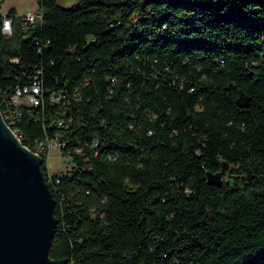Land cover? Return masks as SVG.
I'll return each mask as SVG.
<instances>
[{
    "label": "trees",
    "instance_id": "16d2710c",
    "mask_svg": "<svg viewBox=\"0 0 264 264\" xmlns=\"http://www.w3.org/2000/svg\"><path fill=\"white\" fill-rule=\"evenodd\" d=\"M61 1L36 0L27 25L8 9L0 30V99L34 74L63 92L19 106L16 122L22 144L57 135L70 155L65 170L41 165L56 218L48 255L264 264V6ZM220 159L226 176L207 183Z\"/></svg>",
    "mask_w": 264,
    "mask_h": 264
},
{
    "label": "water",
    "instance_id": "95a60500",
    "mask_svg": "<svg viewBox=\"0 0 264 264\" xmlns=\"http://www.w3.org/2000/svg\"><path fill=\"white\" fill-rule=\"evenodd\" d=\"M241 1L264 6V0ZM237 101L247 104L248 97L239 93ZM41 163L17 141L0 115V264L65 263V258L48 255L56 218ZM228 170L227 161L220 159L217 170L205 171V181L220 184Z\"/></svg>",
    "mask_w": 264,
    "mask_h": 264
},
{
    "label": "built area",
    "instance_id": "2783aa9c",
    "mask_svg": "<svg viewBox=\"0 0 264 264\" xmlns=\"http://www.w3.org/2000/svg\"><path fill=\"white\" fill-rule=\"evenodd\" d=\"M17 13V12H16ZM21 15L22 24L27 25L30 24L41 17V14L38 10H29L27 12L17 13ZM0 30L2 33L8 34L11 31V17L4 13H0ZM45 94L46 98L49 101H57L63 97V92L59 90H45L43 92L40 80L36 74L31 77L29 84L16 85L13 91L6 98L0 99V105L2 108L0 109L1 118L6 125V127L10 130V132L15 136L17 141L20 142V136L18 133V128L16 126V122L18 120V107L21 105L24 106H36L41 104L42 96ZM58 126H62V120L58 119L55 123ZM25 148L29 149L32 153L36 154L42 159V164L46 166V159L49 155V150L51 148H55L59 152V157L61 161H63V169L65 170L68 166V162L70 160V155L68 152H62V147L64 142L57 136L54 135L52 137L44 136L41 139L35 141L31 147H27L22 144ZM40 165V168H41ZM59 172V171H57ZM45 177V176H44ZM46 180V179H45Z\"/></svg>",
    "mask_w": 264,
    "mask_h": 264
},
{
    "label": "rangeland",
    "instance_id": "374dc122",
    "mask_svg": "<svg viewBox=\"0 0 264 264\" xmlns=\"http://www.w3.org/2000/svg\"><path fill=\"white\" fill-rule=\"evenodd\" d=\"M73 0L61 1V4L67 6L71 4ZM36 0H0V13L6 12L8 9H14L17 12H27L29 10L36 9ZM46 166L48 172L62 171L64 165L63 161L59 157V152L55 148L49 150V155L46 159Z\"/></svg>",
    "mask_w": 264,
    "mask_h": 264
},
{
    "label": "crops",
    "instance_id": "0c3cea01",
    "mask_svg": "<svg viewBox=\"0 0 264 264\" xmlns=\"http://www.w3.org/2000/svg\"><path fill=\"white\" fill-rule=\"evenodd\" d=\"M17 12V11H16ZM17 13H20V12H17Z\"/></svg>",
    "mask_w": 264,
    "mask_h": 264
}]
</instances>
